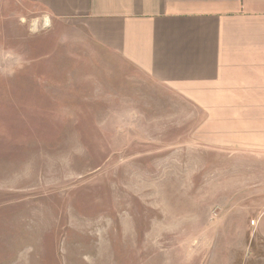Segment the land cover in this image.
Returning a JSON list of instances; mask_svg holds the SVG:
<instances>
[{
    "label": "rangeland",
    "instance_id": "obj_1",
    "mask_svg": "<svg viewBox=\"0 0 264 264\" xmlns=\"http://www.w3.org/2000/svg\"><path fill=\"white\" fill-rule=\"evenodd\" d=\"M221 123L0 0V264H264V150Z\"/></svg>",
    "mask_w": 264,
    "mask_h": 264
},
{
    "label": "crops",
    "instance_id": "obj_2",
    "mask_svg": "<svg viewBox=\"0 0 264 264\" xmlns=\"http://www.w3.org/2000/svg\"><path fill=\"white\" fill-rule=\"evenodd\" d=\"M264 150V0H28ZM235 133V135H233Z\"/></svg>",
    "mask_w": 264,
    "mask_h": 264
}]
</instances>
